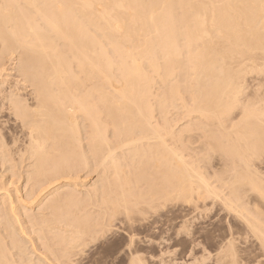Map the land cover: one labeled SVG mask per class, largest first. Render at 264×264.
Wrapping results in <instances>:
<instances>
[{
  "label": "bare ground",
  "instance_id": "obj_1",
  "mask_svg": "<svg viewBox=\"0 0 264 264\" xmlns=\"http://www.w3.org/2000/svg\"><path fill=\"white\" fill-rule=\"evenodd\" d=\"M13 55L17 56L18 64L15 73L27 84L24 88H28L31 94L27 99H20L15 94L7 96L12 92L7 93L6 90L7 100L3 99V102L8 101L13 118L19 122L20 129L14 127L21 130L24 142H21L22 150L15 146L19 157L13 158L12 155V159L1 151L4 148L0 145V173L4 174L0 179L3 176L6 179L8 172H11L9 170L17 168L11 172L9 180L0 183V264H72L79 252L86 253L84 249L88 253L84 256L85 264H104L107 261L100 259L101 252L98 251V255L95 251L100 250L106 240L114 237V241L117 232L121 238L126 237L127 249L121 245L125 246V251L122 249L124 252L116 253L108 263L146 264L151 261L150 258L145 261L149 252L146 250L148 254L144 253L141 235L133 233V230L137 231L135 223L142 216L140 213L146 214L147 208L154 203L163 206L172 199H178V202L182 199L196 205L200 200L204 203L205 199H214L217 194L207 181L209 174L206 178L199 167L202 165L203 169L206 160L203 162L205 165L201 164L202 160L199 161V166V163L191 160L193 152H196L188 145L192 144V138L195 139L193 143L204 140L201 141L205 147L203 151L211 152V156L219 152L225 160L235 157L236 162L231 160L233 165L237 161L243 163L246 170L243 171L242 167L239 169L244 173L237 172L236 166V170L230 168L228 162L223 168L224 172L230 174L232 185L241 184L233 190L237 200L243 196L242 192L238 196L239 190L254 195L253 203L252 198L248 199L253 207L246 212L245 208L246 218L244 215L241 217L246 219L244 221L253 233L251 235L258 239L257 243L264 249V174L262 178L251 173L250 176L249 163L243 156L247 153L245 150L264 143V98H261L264 93L261 92V96L257 93L262 91L261 86L264 87V0H0V76L10 71L7 57L13 58ZM5 60L8 70L4 68ZM9 60L11 62V58ZM247 80H250V85L256 83L249 86ZM4 81L2 85L5 86L8 81ZM13 82L17 86L20 81L13 79ZM252 90L253 94L247 93ZM171 110L178 114L170 115ZM169 115L175 118L171 119ZM183 120L189 122L181 128L178 123ZM0 125H4L3 122ZM177 125L180 128H175ZM9 129L6 128V132ZM192 131H197L198 135L184 138ZM6 134L5 137L10 133ZM240 141H243L242 147ZM188 150L192 154H186ZM256 151L250 152L253 154ZM198 154L195 155L197 161L200 159ZM126 156L132 160L145 158V164L149 165V171L146 167L148 172L143 169L146 165L142 169L149 176H154L153 180L147 183L151 178L147 175L149 180L140 178L153 190L147 197L148 202L143 196L148 191H143L141 195V186L138 185L142 180L137 177L140 181L133 182L123 173L121 166L124 165H120L119 160ZM88 159L104 170L103 173L108 174L112 169L110 174H104L106 179L102 184L105 185L99 187L102 206L98 213L100 219H91L88 213L91 210L80 200L84 196L78 199V191L85 189L76 181L80 178L77 177L78 167L79 164L85 165ZM136 160L141 163L139 159ZM217 164L221 169L220 162ZM21 169L23 172L19 173ZM136 169L130 173L137 174ZM142 169L139 171L142 172ZM144 171L138 173L142 175ZM216 176L219 175H214V179ZM14 178L16 181H13ZM47 194L52 196L46 199L48 204L43 201L44 207L47 206V209L43 207L44 211L48 210V213L41 214L39 219L40 224L45 225L44 230L35 221L38 220L34 217L38 212L32 213L33 217L24 213V218L21 209L28 208L30 214L31 208H40L41 200ZM96 194V191L88 193V200L95 198ZM230 201L227 203L230 204ZM153 208L151 210H155ZM83 209L88 210L87 214L83 213ZM136 214L140 216L135 217ZM23 218L27 222L22 221ZM34 221L36 228H40L39 235L36 230L34 238L37 236L41 245L40 248L39 245L35 247V241L30 238L33 240L28 242L32 243L30 256L33 259L25 258L29 256L27 250L28 255L22 254L26 253L23 252L25 244L22 253H10V250L22 247L23 243L18 242L21 237L26 238L32 233L23 232V228L26 229V225H23H31ZM164 221H160V224H164ZM140 222L136 225L146 223L144 218ZM148 224L150 222L145 225ZM101 251L103 253L104 250Z\"/></svg>",
  "mask_w": 264,
  "mask_h": 264
},
{
  "label": "rangeland",
  "instance_id": "obj_2",
  "mask_svg": "<svg viewBox=\"0 0 264 264\" xmlns=\"http://www.w3.org/2000/svg\"><path fill=\"white\" fill-rule=\"evenodd\" d=\"M14 57L12 58V57H7V59H8V61H9V63L7 62V60H5L4 61V68L6 69V70H8V68H9V66H10V71L8 72V71H5L4 72V74L2 73V75L0 76V91L2 90L3 91V94H5V96L4 95H2V93H0L1 94V96L0 97H2L1 99H0V101H1V103H0V108H1V110L2 111H0V124L3 122V124L5 125V123H7V125H5V127H4V125H0V126H2V127H0V130L1 129H9V126H12L14 129H12V127L9 129V130H7V132H6V130L4 131V130H2V132H0V136H4L5 137V135L4 134H9V136H8V138H7V136L5 137V139H4V137H0V145L1 146H3V148L4 149H2L1 148V151L2 152H6L5 154L7 155V157L10 159V157H11V159H12V155H14V157L13 158H18L19 156L18 155H16V154H18L17 153V150L19 149V150H22V146H23V133H21L20 131L21 130H19L20 128L18 127V125H19V122H18V124H15V122H16V120H15V118H13L14 116H13V114H12V111H11V109L9 108V106L7 105L8 103V101H5V102H3L4 100H7V99H5V97H6V94L8 93V91H10V92H12L11 94H7V96L8 95H12V94H15L16 96H18L20 99L22 98V99H27V98H29V94H31V92L30 91H28L29 89L28 88H24V86H26L27 84H24L22 81H21V78H18L17 77V72L15 73V71H17V56L16 55H13ZM9 58H11V62H10V60H9ZM6 59V58H5ZM14 61V63L16 64H14L13 63V61ZM16 61V62H15ZM8 63V65L9 66H5L7 63ZM13 63V64H12ZM13 66V67H12ZM12 67V68H11ZM12 69V70H11ZM15 69V70H14ZM10 72H11V74H10ZM15 74H14V73ZM13 73V74H12ZM5 74H8V75H5ZM3 75H5L6 76V78L7 79H10L9 81L7 80V79H5V77L3 76ZM9 75H11L12 77H13V79H14V81H20L19 83H17V86H16V84H15V82H13V79H12V77L11 76H9ZM8 76V77H7ZM15 76V77H14ZM2 77H4V79L2 78ZM10 77V78H9ZM3 80H2V79ZM18 78V79H17ZM8 81V83H5V86L4 85H2V84H4L2 81ZM12 80V81H11ZM4 81V82H5ZM11 81V82H10ZM2 82V83H1ZM14 84H13V83ZM247 82H249V83H247L249 86H251V85H255V83L256 82H254V83H252L251 85H250V80H247ZM7 84V85H6ZM14 86H13V85ZM12 86V90H11V86ZM2 86H4L3 88H2ZM7 87V88H6ZM18 87V88H17ZM4 88H6V89H4ZM10 88V90H8ZM16 88V89H15ZM261 88H262V91L261 90H259L257 93L258 94H260V96H261V92L262 93H264V87H262L261 86ZM155 89H157V87L155 88ZM260 89V88H259ZM6 90H7V93H6ZM16 92H14V91ZM17 90V91H16ZM256 90V89H255ZM1 91V92H2ZM20 91V92H19ZM27 91V92H26ZM9 92V93H10ZM14 92V93H13ZM19 92V93H18ZM28 92H30V93H28ZM253 90L251 91V92H247V93H250V94H253ZM260 92V93H259ZM18 93V94H17ZM20 93H22V94H20ZM26 93H28V94H26ZM20 94V95H19ZM24 94V95H23ZM27 95V96H26ZM21 96V97H20ZM24 96V97H23ZM257 96H259V95H257ZM264 96V94H262V96H261V98H264L263 97ZM27 97V98H26ZM4 99V100H3ZM256 99H259V98H256ZM3 104H5V106L7 107V108H9V109H7L6 107H4V105ZM2 105V106H1ZM6 110H5V109ZM4 111H5V113H4ZM6 111H11V112H6ZM173 111H174V113H173ZM2 112V113H1ZM171 112H172V114H170V115H173V114H175V116H176V114H178L175 110H171ZM11 115H10V114ZM3 114V115H2ZM10 115V116H9ZM169 115V117L171 118V119H173V118H175V116H170ZM7 119H10V121L9 120H7ZM14 121H13V120ZM184 120H186V119H184ZM183 120V122H180V123H178L179 125H180V127L182 128V127H186L187 126V121L189 122V120H187L186 122ZM8 121L10 122L9 124H8ZM16 122V123H17ZM185 122V123H184ZM245 122V121H244ZM12 123H13V125H12ZM185 125H184V124ZM14 125H15V127L16 128H19V129H16L15 127H14ZM179 125H177L175 128H177V127H179ZM182 125V126H181ZM184 125V126H183ZM179 127V128H180ZM15 130V131H14ZM8 131H10L9 133H8ZM12 131H13V133H12ZM4 132V133H3ZM17 132V133H16ZM19 132H20V134H19ZM193 133H194V135H193ZM196 133V134H195ZM15 134H16V137H15ZM19 134V136H18V138L19 139H17V135ZM22 134V135H21ZM186 134V133H185ZM184 134V135H185ZM11 135L13 136V138L11 137ZM187 136H184V138H189L190 139V137L189 136H191V137H195V135H198V132L197 131H192V133L190 132V134L189 133H187L186 134ZM20 136H22L21 138H20ZM2 138V139H1ZM10 138H12V140H11V142H10ZM7 139H9V141L7 142L6 140ZM14 139H16L17 141H15ZM21 139V140H20ZM194 138H192L190 141H191V143L192 144H194V146L192 145V144H188L189 145V147L191 148V149H195V151L196 152H193V150H192V152H193V154L190 152L191 151V149H190V151L188 150L187 152H186V154L188 153L189 154V152H190V154H192V156H194L193 158H191V160L192 161H194L196 164L197 163H199V161L201 162V160H202V163L201 164H203V165H205L206 164V166H204L203 167V169H202V165H200V163L199 164H197L199 167H201V170L202 171H204L203 173H204V176L206 175L207 176V174H209V176H207L206 178H208V180L207 181H209L208 183H210L211 185H210V188L211 189H213L214 191H215V194H216V199L218 198H220V200H218L217 199V201H216V199L214 198V199H211V198H209V199H205L204 200V203L200 200V201H198V205H200V206H198L197 204L195 205V204H193V203H188V202H184L182 199L180 200L179 199V202L177 201L178 199H172V201L170 202L169 201V204H167L168 203V201L165 203V205H163V206H165L164 208H163V206H157V205H159L160 203H154V204H152V206L151 207H149V208H147V211H145V212H147L146 214L145 213H140L142 216H140V214H136L135 215V217H137V215H139L138 217L139 218H137V219H139V220H137L136 219V221L139 223L140 221V223H142V219L144 218V220H145V222L146 223H143V225L141 224H137L136 225V223H135V228H137V231H136V229L135 230H133L134 232L133 233H135V234H137V232H138V234L139 235H141L139 238L141 239V241H143V242H141L142 244L141 245H144L142 248H144L145 247V249H144V253L145 254H148V252H149V256L148 255H146V262L149 260V258L150 259H152L151 261L149 260L146 264H150V262H151V264H200V262H201V264H223L224 262L225 263H227L228 262V260H231L232 262L234 261V264H256L257 262H259V263H257V264H262V262H263V264H264V259H262V258H264V257H259L260 255L261 256H264V249L262 248V246H261V244H259V243H257V242H259L258 241V239L257 238H255V236L254 235H251V234H253L252 232H251V230L249 229V227H247L246 226V223H245V221H244V219L246 218V215H245V212L246 211H250L251 209L249 208V207H253V206H251L252 205V203H253V201H254V195H252V193H244L243 191H240L239 190V192H238V196L240 197L242 194H243V196H241L240 198L241 199H245L244 201L243 200H241V199H239V200H237L235 197H234V194H233V190L235 189V188H238V187H240L241 186V184L240 183H235L234 185H232V178H230V174L228 173V172H224V165L227 163L228 165H229V163H230V168H232V169H234V170H236V167L238 168L236 171L237 172H240V171H242L241 169H243V171L244 170H246L245 168H243L244 166H243V163L241 162H239L238 163V161H237V163H234V165H233V163H231V160H232V162H234V160H235V162H236V160L237 159H235V157H230V158H228V157H226V158H228V160L226 159L225 160V157H224V155H220V153L219 152H217V153H214V154H212V156L214 157H212L211 156V152H209V151H203V149H205V147L203 148V146L204 145H202V144H204V143H202L201 141H203L204 142V140H201V141H199V142H197V143H193L194 142V140H193ZM3 140V141H2ZM18 140H20V141H18ZM193 140V141H192ZM4 143V145H3V143ZM7 143H6V142ZM14 143H13V142ZM22 142V143H21ZM201 142V143H200ZM241 142H243V141H240V145H241V147L243 146V143H241ZM9 143H11V144H9ZM16 143V144H15ZM18 143V144H17ZM20 143V144H19ZM199 143H200V146L202 147V151H200L199 150ZM5 144H6V146L8 147V146H11L12 145V147H8L7 149H6V146H5ZM13 144H14V147H13ZM196 144V145H195ZM17 145V146H16ZM19 145V146H18ZM0 146V147H1ZM5 146V147H4ZM15 146L16 147H18V149L17 148H15ZM21 146V148H19ZM192 146V147H191ZM198 146V147H197ZM258 146V145H257ZM256 146V147H257ZM262 146L264 147V143L263 144H260L258 147H257V149H258V151H256L255 150V148L256 147H254V149H250V150H245V152H247V153H245L243 156L244 157H246L247 158V162L249 163V169H248V172H246V173H248V174H252V175H254L255 174V176L256 177H261L262 178V175L264 174V148H263V150H262ZM200 147V148H201ZM11 148V149H10ZM13 148V149H12ZM11 150L10 152L8 151V150ZM15 149V150H14ZM198 151H197V150ZM241 149H243V148H241ZM16 152H14V151ZM8 151V152H7ZM200 151V152H199ZM252 151H256V153H251ZM261 151V152H260ZM202 152V154L200 155V153ZM207 152H208V155L210 156V157H208L209 158V160H208V158H207ZM11 155H10V154ZM196 153V154H195ZM199 153V154H198ZM249 153V154H248ZM0 154H1V152H0ZM189 154V155H190ZM198 154V156L197 157H199L200 159L197 161V158H196V156L195 155H197ZM206 154V155H205ZM217 154V157H215V155ZM247 154V155H246ZM261 154H263L262 156H261ZM204 155V156H203ZM218 155H220L219 157H218ZM249 155H250V157H249ZM256 155V156H255ZM17 156V157H16ZM192 156H190V157H192ZM206 156V157H205ZM224 157V159L222 160V158ZM253 157V158H252ZM127 158H129V156L127 157L126 156V158L125 157H123V159L121 158L120 160H122V161H120L119 160V162L121 163L120 165H124V166H121L122 168H124V170H123V173H124V175L125 176H128L132 181L134 180L135 182L136 181H140V180H142V179H145V180H149V177H151L150 178V180L149 181H147V183H150L152 180H153V178H154V176H149L148 175V171H149V165H147V164H145V158H143V160L142 159H140V158H138V157H136L135 158V160L133 159H130L129 158V160L127 159ZM196 158V159H195ZM204 160H203V159ZM211 158H213V160L211 159ZM216 158V159H215ZM219 158H221V161H220V159ZM248 158L250 159L249 161H248ZM251 158H252V161H251ZM136 159H139V161L142 163V162H144L143 164H141V163H139L138 162V160H136ZM254 159V160H253ZM206 160V161H205ZM210 160H212L211 161V163H210ZM216 162H215V161ZM127 161V162H126ZM133 161H135V162H133ZM137 161V162H136ZM197 161V162H196ZM205 161V162H204ZM132 162V163H131ZM205 164H204V163ZM213 162V163H212ZM220 162V164H219V168H221V169H218V166H216V164L217 163H219ZM224 162V163H223ZM14 163H16V161L15 162H13L12 164H14ZM90 163V164H89ZM129 163H131L133 166H131V164H128ZM136 165H135V164ZM138 163V164H137ZM208 163H210V164H212V166L210 165V164H208ZM216 163V164H215ZM221 163H223L222 165H221ZM139 164H141V165H143V166H139ZM237 164H240V165H237ZM125 165H126V167H125ZM146 165V166H145ZM207 165H208V167H207ZM218 165V164H217ZM233 165V166H232ZM23 166V170H24V172H25V168H24V166H25V164H23L22 165ZM130 166V167H129ZM138 166V167H137ZM145 166V168H143ZM234 166H236V167H234ZM240 166V167H239ZM252 166V170H253V168L255 169V170H251L250 169V167ZM92 169H91V168ZM127 167H129V168H127ZM131 167H133V168H131ZM139 167H141V168H139ZM146 167H147V169H148V171H147V169H146ZM206 167H207V169H208V171L209 172H207V169H206ZM210 167H213V169H211ZM217 167V168H216ZM234 167V168H233ZM242 167V168H241ZM126 168H127V170H126ZM136 168H138V169H136ZM145 170L146 169V171L147 172H145L143 169ZM239 168H241V169H239ZM16 170H17V168H15ZM15 169L13 170H9V171H15ZM20 170L19 171V173H22L23 172V170ZM93 169H94V171L95 172H93ZM110 169V168H109ZM129 169V170H128ZM133 169V172H134V169H136L135 171H137L136 173L137 174H135V173H133L132 174V172L130 173V171ZM142 169V172L144 171V176H143V174L142 175H140L142 172L141 171H139V170H141ZM206 169V170H205ZM217 169H218V171L220 170V172H218L217 171ZM79 170V171H78ZM78 174H79V176H78V174H77V177H80V178H78L76 181L79 183V184H81V186L82 187H84L85 189H84V191H78V193H79V197H78V199L80 198V196H84L82 199H80V200H83V202H84V206L86 205L87 207H88V210L90 209L91 211H88V210H84L83 211V213H86L87 211H88V213L91 215V219H92V217L93 218H95V219H100V215H98V213H99V211L101 210V208H102V206L100 205V194H101V192H99L100 191V188H101V185H105L104 183V181L103 180H105L106 179V175H104V174H107L106 172L105 173H103L104 172V170H101V168H97L96 166H94V163H93V161L91 160V159H88L87 161H86V164L85 165H83V164H79V167H78ZM102 172H101V171ZM215 172H214V171ZM100 172V174H99V172ZM112 171V169H110V171H108V174H110V172ZM125 171H127V173H130V174H128L127 175V173L125 172ZM207 173H206V172ZM210 171H213V172H210ZM242 171V173H244ZM258 171V172H257ZM8 172V171H7ZM11 172H8L9 174H7V173H5V175H6V179H5V177L3 176V178H2V180L0 179V183L2 182V181H7V180H9V176L11 177ZM97 172H98V176H97ZM138 172H140V174L138 173ZM217 172V173H216ZM2 173V172H1ZM0 173V174H1ZM96 173V174H95ZM211 173V174H210ZM241 173V172H240ZM257 173H261V175H259L258 174V176H257ZM103 174V175H102ZM107 174V175H108ZM135 174V175H134ZM223 174H224V176H223ZM251 174H250V176H251ZM2 175H4V174H1L0 175V178L2 177ZM24 175H25V173H24ZM84 175V176H83ZM131 175V176H130ZM136 175H138V176H136ZM140 175V176H139ZM149 176V177H147V176ZM213 177H212V176ZM214 175H219L218 177H219V179H217L218 177L216 176L215 177V179H214ZM93 176V177H92ZM100 176H102V177H100ZM104 176V177H103ZM134 176V177H133ZM142 176V177H141ZM228 176V177H227ZM25 177V176H24ZM98 177V178H97ZM132 177V178H131ZM136 177V180L134 179ZM140 179V178H142V179H138V178ZM144 177H147L148 179H146V178H144ZM211 177L213 178V180H215V181H213L212 179H211ZM255 177V178H256ZM101 178V179H100ZM104 178V179H103ZM260 178V179H261ZM5 179V180H4ZM100 180V182H99V180ZM211 179V180H210ZM220 179H222V180H220ZM217 180V181H216ZM263 180H264V176H263ZM13 181H16V179L14 178L13 179ZM97 181V182H96ZM102 181L104 182L103 184H102ZM133 181V182H134ZM211 181V182H210ZM222 181H224V182H222ZM21 182H22V180L19 182V185L21 184ZM94 182V183H93ZM141 182H143L142 183V185H144V186H142V185H140L141 184ZM144 180H142V181H140L139 183H138V185L139 186H141L140 187V190H141V195L143 194V193H145V192H147V193H145L143 196H146L145 197V201L146 202H148V200H147V197L153 192V190L151 189V188H149V186L147 185V183H145L144 184ZM212 182H216L215 184L214 183H212ZM218 182V183H217ZM228 182V183H227ZM17 183V182H16ZM97 185H96V184ZM224 183V184H223ZM93 184V185H92ZM95 184V185H94ZM220 185H222V186H220ZM224 185V186H223ZM63 186V185H62ZM87 186H88V188H87ZM94 186H95V188H94ZM132 186H133V183H132ZM146 186H148V187H146ZM97 187H98V189H97ZM100 187V188H99ZM215 189H214V188ZM217 187H219V188H217ZM221 187V188H220ZM12 188H14V186H12ZM227 188V189H226ZM63 189H65V188H63ZM144 189H146V190H144ZM150 191H149V190ZM220 189V190H219ZM11 190H13V189H11V187H10V192L13 194V191H11ZM151 190H152V192H151ZM97 192V198L95 197V198H92L91 200H88V193H94V192ZM144 191V192H143ZM85 192V193H84ZM143 192V193H142ZM242 192V194H240ZM149 193V194H148ZM221 193V194H220ZM24 193H22V195H23ZM245 194H248V195H245ZM251 197H250V196ZM51 195H45L43 198H42V203H41V206H40V208L39 207H33V209L31 208L30 209V211H29V213L30 214H28V208H25V209H21L22 211H21V214L23 213V215H24V213L25 214H27V215H32V213H33V215H34V213L35 212H38V213H35V218H37L38 220H35V221H37L39 224H40V218L42 217V215L43 214H46V213H48L47 211L48 210H46L47 209V206L46 207H44V202H46L47 204L49 203V201L48 200H46V199H48V198H50L51 199V197H50ZM220 196V197H219ZM222 196H225V197H222ZM245 196V197H244ZM247 196V197H246ZM249 196V197H248ZM253 196V197H252ZM1 197V196H0ZM213 197V196H212ZM228 197H230V198H228ZM243 197V198H242ZM225 198V199H224ZM233 199V200H227V199ZM247 198V199H246ZM250 198H252L253 200H252V203L251 204H249L251 201V199ZM49 199V200H50ZM248 199H250L249 201L250 202H248ZM87 200V201H86ZM209 202H208V201ZM44 201V202H43ZM98 201V203H96ZM220 201V202H219ZM230 201V204L229 203H227V202H229ZM233 201V203H234V206L235 207H240V208H235L234 206H233V203H231ZM248 202V205L246 204L247 202ZM173 202V203H172ZM178 204H177V203ZM218 202V203H217ZM224 202V203H223ZM240 202V203H239ZM243 204H242V203ZM246 202V203H245ZM44 203V204H43ZM85 203H87V204H85ZM89 203V204H88ZM176 203V204H175ZM181 203V204H180ZM184 203H185V205H184ZM214 203V204H213ZM222 203V204H221ZM245 203V204H244ZM174 205V206H172V205ZM187 204V205H186ZM189 204V205H188ZM225 204H226V206H225ZM232 204V205H231ZM89 205V206H88ZM153 205H155L156 207H158V208H156V207H154ZM222 205V206H221ZM245 206V205H247V206H245V207H243V206ZM250 205V206H249ZM83 206V207H84ZM85 206V207H86ZM92 206V207H91ZM172 206V207H171ZM27 207V206H26ZM46 208L45 210L46 211H44V208ZM84 207V208H85ZM145 207V206H144ZM154 207V208H153ZM170 207V208H169ZM229 207V208H228ZM38 208L39 209H41L42 211H40V210H38ZM155 209V210H151V209ZM231 208H232V210H231ZM245 208H247L246 210H245ZM27 209V210H26ZM94 209V210H93ZM96 209V210H95ZM146 209V208H145ZM163 209V210H162ZM235 209H236V211H235ZM238 209V210H237ZM241 209H242V211H241ZM26 210V211H25ZM38 210V211H37ZM156 210H158V211H156ZM239 210H240V212H239ZM244 210H245V212H244ZM25 211V212H24ZM97 211V212H96ZM166 211V212H165ZM27 212V213H26ZM40 212H43V213H40ZM45 212V213H44ZM92 212H94V213H92ZM149 212V213H148ZM237 213V214H235V213ZM92 213V214H91ZM154 213V214H153ZM158 213V214H157ZM38 216H37V215ZM42 214V215H41ZM87 214V213H86ZM94 214V215H93ZM240 215V217H239V215ZM242 214V215H241ZM33 215H32V217H33ZM39 215H40V217H39ZM146 215H148V216H146ZM243 215H244V219H242V217H243ZM37 216V217H36ZM46 216H48V214L46 215ZM167 216V217H166ZM242 216V217H241ZM24 218H26L25 217V215L23 216ZM141 217H142V219H141ZM165 217H166V219H165ZM23 218V220L22 221H26L27 222V220L26 219H24ZM48 219H49V216L47 217ZM51 218V217H50ZM240 218V219H239ZM47 219V220H48ZM141 219V220H140ZM165 220V221H164ZM235 220V221H234ZM246 220V219H245ZM24 221V222H25ZM35 221L34 222H32L31 223V225H30V223L28 224H24L23 225V227L26 225V229H25V227L23 228V230H25V231H23V232H28V233H26V234H29L30 232H32V233H30L29 235H30V237H28L29 235H27L26 236V238L28 237V239H27V241L25 240L26 238H24V237H21L20 238V240H18V242L20 241V243L22 244V247H19L20 249V251L19 250H17V249H12V250H14V251H12V250H10V253H14V254H16V252L17 253H22V249L25 247V245H26V247L24 248L25 249V251L23 250V252H26V250H27V252L29 253V256H25V255H28V253L26 252V253H22V254H24V256H25V258H32L33 259V257H31L30 256V251H31V246H32V241L34 240L35 242V247H37L38 245H39V247L38 248H40V245H41V241H39V240H37L36 238H37V236L39 235L38 234V230H40V228L42 229L43 227H45V225L43 226V224H38L37 226L38 227H40V228H36V225H35ZM159 221V222H158ZM160 221L163 223V221L166 223H164V224H160ZM167 221V222H166ZM226 221V222H225ZM150 222V224H148V225H145V224H147V223H149ZM154 222V223H153ZM155 222H156V225H155ZM157 222H158V224H157ZM241 222V223H240ZM243 223V224H242ZM33 224V225H32ZM153 224V225H152ZM160 224V225H159ZM243 225V227L241 226V225ZM245 224V225H244ZM27 225H29L28 227H27ZM42 225V226H41ZM32 226V227H31ZM137 226V227H136ZM138 226H141V228L140 229H138L139 227ZM143 226V227H142ZM158 226H164V227H158ZM30 227V228H29ZM247 227V229H244V228H246ZM27 228H29V230L27 229ZM34 229V230H32V229ZM44 229V228H43ZM28 230V231H27ZM31 230V231H30ZM37 230V231H36ZM45 230V229H44ZM111 230H112V228H111ZM113 230H114V228H113ZM35 231H36V233H37V236L34 238V236H35ZM247 231H249V233L247 232ZM140 232V233H139ZM107 234V233H106ZM119 233L117 232V234L115 233V237L117 236V238L116 239H114V241H112L113 240V238L112 239H110L112 242H114V243H112L109 239V241L108 240H106V242H104L103 243V245H104V247H103V245L101 246L102 248L101 249H103L104 251H108V252H106V254H107V256H106V254L104 253V251H103V253H104V255H102L103 253H102V251H101V249L100 250H98L97 249V251H95L98 255L100 254V252H101V255L102 256H104V257H102L101 255H99V257H100V259L102 260V261H107V263H108V260L110 259L111 261L114 259V257L117 255L116 253H120V252H124L125 250L123 249V247H125L126 246V248L125 249H127V245L125 244V243H127V242H125V241H127V239L124 241V239L126 238V237H124V236H122V238H121V235H118ZM127 234V233H126ZM137 234V235H138ZM50 236V235H49ZM106 237L107 236H109V235H105ZM143 236V237H142ZM253 236V237H252ZM146 237V238H145ZM24 238V239H23ZM30 238H32V239H30ZM119 238H121L122 239V242H121V239H119ZM142 238H143V240H142ZM148 238H149V241H148ZM154 238V239H153ZM158 238V239H157ZM160 238V239H159ZM163 238V239H162ZM254 238H255V240H254ZM30 239V240H29ZM146 239V240H145ZM151 239H152V241H151ZM191 239V240H190ZM230 239H232L233 240V243L231 242L232 240H230ZM245 239V240H244ZM117 240H118V245H117ZM120 240V241H119ZM154 240H159V241H157V242H155ZM228 242H227V241ZM249 240H251V241H249ZM21 241H23V242H21ZM28 243L29 241H31L30 242V244L28 243H26V242ZM116 241V242H115ZM151 241V242H150ZM198 241V242H197ZM37 242H39V244L37 243ZM107 242H109V243H107ZM120 242V243H119ZM147 242H150V244L149 243H147ZM163 242V243H162ZM226 242H227V245H226ZM234 242H235V244H234ZM239 242V243H238ZM246 242V243H245ZM116 243V244H115ZM122 243V244H121ZM124 243V244H123ZM146 243V244H145ZM152 243V244H151ZM231 244V246H230V244ZM20 244V245H21ZM25 244V245H24ZM156 245V246H152V245ZM232 244H233V246H232ZM245 244V245H244ZM259 244V246H261V247H259V246H257ZM121 245H125V246H121ZM149 245V246H148ZM151 245V246H150ZM198 245V246H197ZM217 245V246H216ZM219 245H221L220 247H219ZM224 245H225V247H224ZM230 247H229V246ZM241 245V246H240ZM119 246L121 247V248H119ZM148 246V247H147ZM200 246V247H199ZM244 246V247H243ZM106 247V248H105ZM148 249H147V248ZM150 247V248H149ZM153 248V250H152V248ZM156 247V248H155ZM191 247V248H190ZM228 247V248H227ZM231 247H233V252H231L232 251V248ZM37 248V249H38ZM105 248V249H104ZM119 250H118V249ZM193 248V249H192ZM260 248V249H259ZM30 249V250H29ZM115 249H117V250H115ZM124 250V251H121V250ZM230 249V252L228 251ZM259 249V250H258ZM261 249H263V251L261 252ZM81 250H83V249H81ZM85 250H87V249H84L83 251L84 252H86L85 254L83 253V252H79V251H77V252H79V254H77L74 258H76V259H73L74 261H73V263L75 264L76 262V264H82V263H86L85 262V257L84 256H87L86 254H88L87 253V251H85ZM146 250L148 251V252H146ZM151 250V251H150ZM155 250V251H154ZM202 250H205V251H202ZM223 251V253H221L222 251ZM225 250H227V251H225ZM98 251H100V252H98ZM215 251V252H214ZM221 251V252H220ZM115 252V253H114ZM226 252V253H225ZM234 252H236V253H234ZM12 253V254H13ZM83 254V255H81V254ZM96 253H94V254H96ZM118 253V254H119ZM164 253V254H163ZM227 253L230 255L231 254V256H229V257H227L228 255H227ZM114 256H113V255ZM116 254V255H115ZM144 254V255H145ZM205 254V255H204ZM217 254H219V255H217ZM223 254H225V255H223ZM235 254H236V256H235ZM17 255V254H16ZM97 255V256H98ZM109 255V256H108ZM110 255H111V258H110ZM144 255H143V257H144ZM221 255H223V256H221ZM227 255V256H226ZM81 256H83V257H81ZM217 256L219 257V258H217ZM81 257V259H82V263H81V259H79ZM96 257V256H95ZM98 257V258H99ZM102 257V258H101ZM161 257V258H160ZM182 257H184V258H182ZM187 257V258H186ZM202 257V258H201ZM211 257V258H210ZM231 257V258H230ZM97 258V257H96ZM105 258H107V259H105ZM113 258V259H112ZM148 258V259H147ZM201 260H200V259ZM204 258H206V259H204ZM208 258V259H207ZM213 258V259H212ZM216 258H217V261H216ZM227 258H230V259H227ZM234 258H237V259H235V260H237V261H235L234 260ZM256 258V259H255ZM261 260H260V259ZM221 259V260H220ZM224 259V260H223ZM239 259V260H238ZM258 259L261 261H258ZM78 260L80 261V262H78ZM195 260V261H194ZM205 260H207V261H205ZM221 262H220V261ZM263 260V261H262ZM86 261H87V259H86ZM111 261H109V263L108 264H111L112 262ZM155 261V262H154ZM162 261V262H161ZM183 261V262H182ZM197 261V262H196ZM224 261V262H223ZM229 262V263H227V264H232V262ZM111 262V263H110ZM218 262V263H217ZM236 262V263H235ZM239 262V263H238ZM242 262V263H241ZM72 263V264H73ZM107 263H104V264H107ZM224 263V264H225ZM87 264H89V262H87Z\"/></svg>",
  "mask_w": 264,
  "mask_h": 264
}]
</instances>
